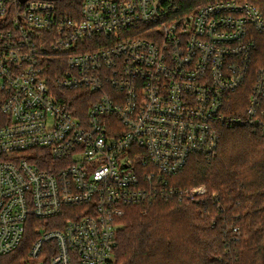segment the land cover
<instances>
[{"label": "built area", "instance_id": "built-area-1", "mask_svg": "<svg viewBox=\"0 0 264 264\" xmlns=\"http://www.w3.org/2000/svg\"><path fill=\"white\" fill-rule=\"evenodd\" d=\"M61 3L0 0V264L34 221L32 261L53 243L50 264H114L128 206L206 193L170 178L224 128L264 134L256 6L82 0L72 18Z\"/></svg>", "mask_w": 264, "mask_h": 264}, {"label": "trees", "instance_id": "trees-1", "mask_svg": "<svg viewBox=\"0 0 264 264\" xmlns=\"http://www.w3.org/2000/svg\"><path fill=\"white\" fill-rule=\"evenodd\" d=\"M81 1L62 0L61 15L80 18ZM219 1L172 0L179 14ZM235 1L252 4L264 15V0ZM71 4L78 7L76 16ZM256 44L253 73L264 70V32L256 36ZM5 100L0 89V105ZM74 106L82 107L84 114L89 107L79 100ZM170 184L181 191L204 186L206 193L128 206L120 220L114 264H264V134L224 128L216 155L191 159L180 174L170 178ZM34 222L23 243L3 256L1 264H31V249L38 239L34 227L45 223ZM47 222L48 230H54L63 229L67 221ZM54 246H43V264L51 263Z\"/></svg>", "mask_w": 264, "mask_h": 264}, {"label": "rangeland", "instance_id": "rangeland-1", "mask_svg": "<svg viewBox=\"0 0 264 264\" xmlns=\"http://www.w3.org/2000/svg\"><path fill=\"white\" fill-rule=\"evenodd\" d=\"M201 187H204V186H201ZM31 264H39V262L35 260V261H32Z\"/></svg>", "mask_w": 264, "mask_h": 264}]
</instances>
